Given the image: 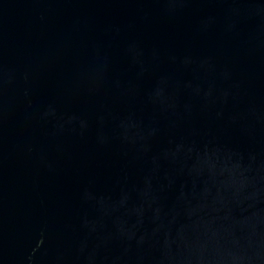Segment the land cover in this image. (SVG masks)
Segmentation results:
<instances>
[{"label":"water","instance_id":"water-1","mask_svg":"<svg viewBox=\"0 0 264 264\" xmlns=\"http://www.w3.org/2000/svg\"><path fill=\"white\" fill-rule=\"evenodd\" d=\"M0 264H264V0H0Z\"/></svg>","mask_w":264,"mask_h":264}]
</instances>
